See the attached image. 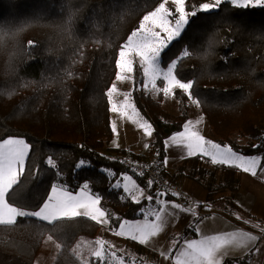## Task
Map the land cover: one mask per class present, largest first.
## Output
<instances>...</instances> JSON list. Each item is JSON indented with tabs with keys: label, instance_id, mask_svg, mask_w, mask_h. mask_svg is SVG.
I'll use <instances>...</instances> for the list:
<instances>
[{
	"label": "trees",
	"instance_id": "obj_1",
	"mask_svg": "<svg viewBox=\"0 0 264 264\" xmlns=\"http://www.w3.org/2000/svg\"><path fill=\"white\" fill-rule=\"evenodd\" d=\"M208 1L186 0V9ZM162 2L0 0V141L23 138L30 146L24 173L7 197L13 206L36 211L53 187L77 193L86 186L99 196L112 229L142 215L147 199L133 201L115 181L130 174L148 194L157 189L106 155L149 159L110 146L114 131L107 93L117 76L122 46L143 16ZM166 61H176L178 79L193 82V95L201 101L197 107L221 146L247 156L264 151V8H236L226 1L217 10L197 11L163 52L165 68ZM135 96L154 131L146 154L159 161L164 176L179 187L183 179L201 185L206 212L248 214L235 202L240 168L195 155L177 163L174 174L165 172L166 141L183 130L188 97L179 99L180 114L172 115L163 108V92L157 98L145 92ZM49 158L55 168L47 164ZM100 229L87 216L51 224L18 218L15 225H0V264H36L48 236L59 244L52 264H101L95 256L84 262L73 250L82 240L95 239ZM252 256L228 258L223 264H250Z\"/></svg>",
	"mask_w": 264,
	"mask_h": 264
},
{
	"label": "snow or ice",
	"instance_id": "obj_2",
	"mask_svg": "<svg viewBox=\"0 0 264 264\" xmlns=\"http://www.w3.org/2000/svg\"><path fill=\"white\" fill-rule=\"evenodd\" d=\"M236 8H264V0H227ZM168 0H163L155 10L143 16L138 29L131 33L127 42L119 51V59L117 67L121 73H131L133 70L134 59L138 58L140 67L143 70V75L148 78V81L155 89V81L161 79L165 82L162 90L165 96L172 95L174 89L181 90L187 95L189 101L199 106L201 101L194 97L192 89L193 82H184L178 79L174 74L176 69L175 61H166V70L161 67V52L176 38L180 37L185 26L189 23V16H196L197 9L186 11V0H172L175 5L174 10L166 7ZM225 3V0H214V3H203L199 6V10L208 12L213 8ZM174 17V19H170ZM159 29V31H157ZM31 44V42H30ZM183 56L187 57L190 53L187 46L182 50ZM124 75L117 76V79L123 80ZM116 92V85L113 84L111 90L107 93L111 99L113 93ZM111 110L117 111V105L112 104ZM198 123V122H197ZM192 121L185 126L184 132L179 137H173V142L182 144L187 148L188 155L202 154L211 157V162L214 164L232 165L241 168L245 173H251L256 176L257 161L255 159H247L242 155H237L230 147L222 148L219 144H211L212 151H209L208 145L210 142L205 140L194 127ZM143 126V125H142ZM114 130H115V126ZM145 132L151 135L149 129L151 125L143 126ZM30 151V146L24 139L6 138L0 141V225H15L18 217H34L40 221L48 222L49 224L63 219L77 216H87L93 221L103 223L105 212L99 210L95 206L99 204V196H85L81 193L79 196L67 192L63 188L51 189V196L47 198V202L43 203L36 211H25L21 207L13 206L7 199L9 192L13 186L19 183V177L24 173L25 162ZM47 164L55 168V164L51 158ZM126 181H130L131 177L125 176ZM151 181L148 182L149 186ZM116 187H123L126 192L131 193L132 189H136L135 182L132 183V189L128 183L123 185L117 184ZM140 195H143V190L139 189ZM156 195V203L164 205L165 201L160 199L165 195L164 192H158ZM135 198V197H133ZM148 201L153 200V196L146 197ZM172 207L180 208L179 204H173ZM145 215H155V223L145 220L144 222L130 223L124 220L119 227V231L115 234L119 236H130L134 241L140 244H148L151 238L157 236L164 227V217L161 212H148ZM200 221H197L193 230L199 232ZM52 240V236L48 237ZM257 237L235 231L226 235H213L201 238L186 239L184 241V249L174 256V264H220V258L225 253L228 246L241 244L243 241H254ZM99 249L93 252V256L103 260L105 242L97 241ZM166 257L172 256L171 252L162 253Z\"/></svg>",
	"mask_w": 264,
	"mask_h": 264
},
{
	"label": "crops",
	"instance_id": "obj_3",
	"mask_svg": "<svg viewBox=\"0 0 264 264\" xmlns=\"http://www.w3.org/2000/svg\"><path fill=\"white\" fill-rule=\"evenodd\" d=\"M191 105L192 107L190 108L189 118L186 121L184 128L186 125H188L189 121H192L193 125L189 127L196 128L200 132V135L204 137L207 126L206 122L201 115L202 113L199 112L198 107L192 103ZM184 128L181 132L172 135L166 141V157L162 163L165 172L170 175L174 174L175 165L183 159L190 156L202 155L199 153L188 155L186 147H184L182 144L173 142V137H179L184 132ZM213 142H217L216 137L215 139H213ZM115 148L127 149L136 153L145 152L144 150L138 151L128 148V146H119ZM209 151H212V149H210ZM257 155L261 156V158H257ZM243 156L245 157L247 155ZM207 157L211 159L210 156ZM245 158L263 159L264 151L257 152ZM258 170L261 171V176L257 177L256 179L251 178L250 182L248 183V181L244 177L245 172L241 169V188L235 196V202L237 206H239L240 209L247 212L249 215L237 213L234 216L227 217L217 212H206L208 207L204 206L206 200V192L204 191V188L198 183L193 182L189 179H183L179 181V185L188 194L190 199L186 207L180 206V208L178 209L172 207L173 204L177 203L167 195H164L160 198L165 201L164 205L156 203L155 194L160 192L158 190H155L152 193L148 194L144 187L137 185V188L132 189L131 193H129L126 192L123 187H120L133 201H141L143 199H146V197L149 195L153 196V200L151 202L147 200V206L138 219L127 221H129L130 223H142L145 220H148L149 222L155 223V215L146 216L145 213L161 212L165 221L164 227L162 231L157 234V236L151 238L148 244H140L138 241L132 240L130 236L116 235L115 233L119 231V227L124 220L120 222L119 226L116 229H112L110 227L108 214L106 210H104L100 205L103 209V212H105V216L103 217L104 222L100 223L101 229L96 238L101 235L102 241L105 242L103 252V259H105L104 261L108 264L132 263L131 261L133 258H131L130 256V258H125L126 262L121 260L123 257V253H121V251L119 250L120 248L117 247V243L119 241H123L130 243V245L128 244V247L122 250L136 254L140 253L144 248V250H146V255H148L147 253L151 252L157 258L161 259L157 264H174V256L178 255L179 252L184 249V241L186 239L201 238L213 235H226L231 232L240 231L251 234L257 237V239L254 241H243L241 244L235 246H228L225 250V253L220 258V264H223L224 261L228 258H241L249 254L250 252H253L250 264H264V166H262L261 168L256 167V172H258ZM126 175L129 176L130 174L121 175L115 181V186L117 184L123 185L124 183H127V181L124 179ZM55 188L59 189L60 187ZM139 189L143 190V195H140ZM81 193H83L85 196L96 197L86 186L82 187L77 193L72 194L79 196ZM99 203L101 204L100 201ZM197 221H200L198 224L199 232L193 230V227L196 226ZM81 246H83V244ZM138 246H141L143 248L139 249L137 248ZM106 250L107 252H105ZM167 252H171L172 256L166 257L165 255H162V253ZM110 254L117 256V258L119 259L114 261L112 259L113 257L110 256ZM92 256L93 254L89 256V259ZM163 258L167 260H163ZM138 259L139 260L137 261H140L141 257L139 256ZM133 260L135 262L136 258H134ZM135 264L142 263L138 262Z\"/></svg>",
	"mask_w": 264,
	"mask_h": 264
},
{
	"label": "rangeland",
	"instance_id": "obj_4",
	"mask_svg": "<svg viewBox=\"0 0 264 264\" xmlns=\"http://www.w3.org/2000/svg\"><path fill=\"white\" fill-rule=\"evenodd\" d=\"M226 1L227 0H225V2ZM205 3H214V0H209L208 2H205ZM199 6L197 7V11H200ZM166 7L169 8L170 10H174L175 5L172 3V0H168ZM185 8H186V3H185ZM249 8H251V7H249ZM214 10H217V8H213L209 11H214ZM186 11H188V10L186 9ZM191 17L192 16H189V18H188L189 22H190ZM170 19H174V17H170ZM142 20H141V22H142ZM140 23H139V25H140ZM138 27H137V29H138ZM186 27H187V25L185 26V28ZM157 31H159V29H157ZM178 38H176V39H178ZM176 39H174V40H176ZM169 45H168V47H169ZM167 48H165L161 52V56H160L161 61H162V54ZM133 59H134V64H133L132 72L131 73H128V72L121 73L120 69L118 68L117 76L124 75L126 78L123 80H119V79H117V76H116V78L113 82V84L116 85V92L113 93L111 99H109L110 110H111L112 104H116L117 105V111L113 112L111 110V125H112L113 131H114V138H113L112 142L110 143V146H112L114 148L119 147V146H128V148H131L134 150H138V151L144 150L145 151L144 153H139L140 156H143V157L145 156V158L150 159V157L146 154V152L150 148V146L154 140L153 127H152V124L150 123V121L145 117V115L136 106L134 98L136 97L135 94L139 95V92H145L146 94H149L154 98H157L159 92H163V91L162 90L157 91L156 89H162L165 82L161 79H157L155 81L156 88L154 89L152 87V84L148 81V78L143 75V70L140 67V63L138 61V58L133 57ZM161 67L166 70V68L163 67L162 64H161ZM134 91L136 93H134ZM173 93L174 94L168 95V96L164 95L162 105H163V108L165 109L166 112H168L172 115H178V114H180L179 99H182L185 96L187 97V95L184 94L179 89H174ZM188 106H189V109L192 107L191 104H188ZM198 110L200 112L199 108H198ZM189 114H190V112H189ZM201 115L203 116V118L206 122V125H207L206 130H205V134H204V138H205V140L210 142L208 145H206V147H208V149L210 150L211 144H215V143L219 144V143L213 142V139H215V136L212 132V128H211L206 116L203 113ZM142 125L143 126L151 125V128L149 129V131L151 132V135H148L145 132L144 127ZM113 126H115V130H114ZM199 134H200V132H199ZM16 139H23V138H16ZM235 140H236V142H240L242 144L246 143L245 140H242L238 137H235ZM25 142H26V140H25ZM221 147L224 148V146H221ZM233 152H235L237 155L243 156V154H240V153L236 152L235 150H233ZM261 152H263V151H261ZM245 157H248V156H245ZM256 157L261 158V156H259V155H257ZM255 160L257 161V167L261 168L262 166H264V158L263 159H255ZM260 176H261L260 170H258L256 176L252 175V177H251L250 173H244V177L248 181V183L250 182L251 178L256 179L257 177H260ZM129 177H131V180L127 181V183L129 184L130 189H132V183L133 182H135L136 185H140V180L138 178H136L135 176H130V175H129ZM263 192H264V189H263ZM100 205L101 204L99 203L95 207L98 208L99 210L103 211V209L101 208ZM176 209H178V208H176ZM18 218H21V217H18ZM48 237L46 238V240L43 244V247H42L41 252L39 254V259L37 258L38 260H36V262H35L36 264H52L54 259H55V256L58 253V250H59L58 242L53 237H52V240H49ZM100 240H102L101 235L96 239L82 240V242L79 245L76 244L74 246L73 250L81 258V260H83L84 262H87L89 260V256H91L94 251L99 249L100 246L97 243V241H100ZM82 244H83V246H81ZM117 244H118L117 247L120 248L119 250L121 251V253H123V257L121 256L122 257L121 260L125 261V258H130V257L133 259L136 258V261L134 262V260L132 259V261H131L132 263H130V264H135L138 262H140L142 264H157L161 260L152 254L149 255V257H148V255L145 254L146 252L145 253L140 252V253L133 254V253H130L129 251L127 252L125 250H122V249H125L126 247H128V244L130 245V243H128V242L119 241ZM105 252H107V250ZM110 256L113 257V258L112 257L111 258L114 261L119 259V258H117V256H115L113 254H110ZM139 256L141 257V259H140V261H137V260H139L138 259ZM164 258H163V260H167ZM104 260L105 259L101 260V264H108Z\"/></svg>",
	"mask_w": 264,
	"mask_h": 264
},
{
	"label": "built area",
	"instance_id": "obj_5",
	"mask_svg": "<svg viewBox=\"0 0 264 264\" xmlns=\"http://www.w3.org/2000/svg\"><path fill=\"white\" fill-rule=\"evenodd\" d=\"M261 142L264 144V137L261 139ZM106 158L112 161L118 160L130 172L135 173L140 177H144L147 183L151 181L152 183L150 186L155 187L160 192H164L165 195L169 196L180 206H187V202L190 199L188 194L181 187L164 176L157 159L152 158L144 160L139 157L124 154H107Z\"/></svg>",
	"mask_w": 264,
	"mask_h": 264
}]
</instances>
